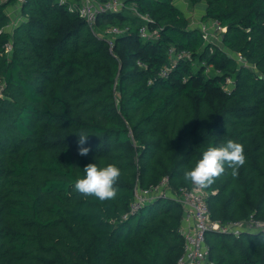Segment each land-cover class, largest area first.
Returning <instances> with one entry per match:
<instances>
[{"label":"trees","instance_id":"16d2710c","mask_svg":"<svg viewBox=\"0 0 264 264\" xmlns=\"http://www.w3.org/2000/svg\"><path fill=\"white\" fill-rule=\"evenodd\" d=\"M186 1L226 28L221 47L173 0L99 13L98 31L123 30L111 48L67 10L81 0L0 3V264H176L181 205L159 198L130 214L135 187L164 176L172 189L190 186L184 171L228 139L243 144L246 163L206 189L211 218L264 220V0ZM143 25L157 38L141 37ZM169 46L189 58L172 65ZM89 163L121 169L115 199L74 190ZM206 242L208 264H264L263 232H208Z\"/></svg>","mask_w":264,"mask_h":264},{"label":"built area","instance_id":"2783aa9c","mask_svg":"<svg viewBox=\"0 0 264 264\" xmlns=\"http://www.w3.org/2000/svg\"><path fill=\"white\" fill-rule=\"evenodd\" d=\"M7 0H0L5 2ZM18 6L24 0H15ZM59 3H64L66 0H57ZM124 0H81V3L76 7L73 3H69L67 10L76 12L83 18L89 28L96 32V22L99 13L116 12L123 7ZM130 9L138 16L146 21H149L147 15L140 14L136 7L132 5ZM213 29L217 28L224 32L225 27H222L218 21H212ZM216 29V30H217ZM208 28L205 27L204 32ZM214 30V31H216ZM123 30L116 26H111L105 30V34L109 36V47L113 45V37L121 34ZM139 35L144 38H157V30L148 31L147 26L143 25L139 29ZM203 38L206 42L207 35L203 33ZM5 50L11 51L10 43L5 45ZM168 58L172 60V65L175 60L181 58H189L190 53L185 50H176L173 46L167 48ZM236 59L244 63L243 58L237 55ZM138 64L141 62L138 61ZM169 67L165 66L160 69L159 74L164 76L167 74ZM227 84L225 90L230 91L233 87V81L230 78L226 79ZM3 84L0 81V96L3 89ZM209 193L206 189H199L192 184L190 186H181L176 190L169 185V179L164 176L158 183L149 187L136 186L134 191V199L130 204V214L136 213L143 205L159 198H171L177 201L182 207L181 223L178 227V232L183 237L182 252L179 255L176 264H208L209 246L206 242V234L208 232L230 233L238 237L241 233H264V220L254 217L252 214L248 218L234 221H219L211 218V212L208 207L207 197Z\"/></svg>","mask_w":264,"mask_h":264},{"label":"clouds","instance_id":"9594fccd","mask_svg":"<svg viewBox=\"0 0 264 264\" xmlns=\"http://www.w3.org/2000/svg\"><path fill=\"white\" fill-rule=\"evenodd\" d=\"M90 133L81 131L77 141L78 155L86 156L91 150L85 147ZM246 163L243 144L228 139L215 146H208L191 169L183 173L185 181L203 190L210 188L217 179L225 174L226 168L231 169V176L237 178L239 169ZM84 176L74 182V190L85 197H95L99 201L113 200L117 196V183L121 177V169L115 164L100 167L89 163L83 169Z\"/></svg>","mask_w":264,"mask_h":264},{"label":"rangeland","instance_id":"374dc122","mask_svg":"<svg viewBox=\"0 0 264 264\" xmlns=\"http://www.w3.org/2000/svg\"><path fill=\"white\" fill-rule=\"evenodd\" d=\"M173 2L180 9L183 10L184 14L186 15V17L188 19L189 27H199L201 29V31H203V33L207 35L206 39H207L208 43H213V44H216L219 47H221V44H220L221 35L220 34L222 33V30H219L217 28H216L217 30L215 28L213 29L211 20L202 19V14L204 13V9H205L204 3H200L197 5H191L186 0H173ZM122 8H120V9H122ZM16 22L17 21H13L7 27L9 29H12V26L16 25ZM205 27L208 28V30L206 32H204ZM214 30H216V31H214ZM96 31H98V30L96 29ZM98 32H100V31H98ZM100 33L107 40L110 38L109 36H107L105 34V30L101 31ZM247 66H250L255 71V67L253 65H247Z\"/></svg>","mask_w":264,"mask_h":264},{"label":"crops","instance_id":"0c3cea01","mask_svg":"<svg viewBox=\"0 0 264 264\" xmlns=\"http://www.w3.org/2000/svg\"><path fill=\"white\" fill-rule=\"evenodd\" d=\"M14 12H15V11H12V13H14ZM14 16H15L14 14H13V16L11 15V17H12V19H13L12 21H14V18H15Z\"/></svg>","mask_w":264,"mask_h":264}]
</instances>
